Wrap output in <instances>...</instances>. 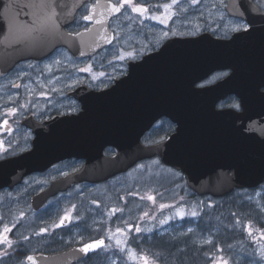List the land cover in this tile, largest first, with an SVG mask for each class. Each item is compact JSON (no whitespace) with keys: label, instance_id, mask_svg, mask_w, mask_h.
I'll return each mask as SVG.
<instances>
[{"label":"flooded vegetation","instance_id":"flooded-vegetation-1","mask_svg":"<svg viewBox=\"0 0 264 264\" xmlns=\"http://www.w3.org/2000/svg\"><path fill=\"white\" fill-rule=\"evenodd\" d=\"M96 1L85 0L64 29L70 33L88 30L92 22L83 17L89 16L90 7ZM104 1L120 7V11L108 20L112 41L91 55L80 57L64 46H54L55 38L58 37L59 0H0V160L30 150L38 133L48 134L51 131L57 134L58 122H50L53 116L79 114L82 100H86V91L111 88L128 74L130 63L139 62L159 51L169 41H185L193 49L189 51L190 55L205 53L209 57L228 58L226 66L223 63V67L213 69L193 83L192 87L203 88L216 84L231 75L236 67L245 71L258 64L263 73L260 91L264 92V0H238L237 6L246 8L245 11L240 10L246 17L230 13V0H176L175 3L173 0H132L131 4H122V0ZM164 5L170 7L166 10ZM133 6H143L147 11L134 12ZM169 15L171 18L164 23L153 18L165 19ZM235 35L241 37L231 41ZM33 42H36L35 55L24 58L26 47ZM208 47L212 50L202 51ZM183 49L188 52L185 47ZM60 54L67 55L66 62L60 61ZM235 57L242 60L236 63ZM85 68L88 70L82 71ZM229 107H240L239 99L233 93L216 103L218 109ZM10 109L16 111L10 112ZM5 120L8 122L6 125L3 123ZM63 127L73 135H85L89 132L90 124L77 121ZM175 128L176 124L169 117L161 116L141 140L144 144L158 142L173 133ZM148 138L150 142H145L144 139ZM103 153L112 155L116 153V148L106 146ZM147 160L176 173L169 180L154 182L147 191V198L135 210L137 218L145 217L157 222L156 228L147 234L134 238V166L140 161L108 179L97 183L74 184L55 196L81 185L99 186L102 189L104 197L99 199L101 231L86 239L105 238V245L98 252L103 253L115 234L124 236L122 247L125 251L134 252V248L153 251L178 248L181 251L179 262L183 264L187 261L185 252L188 247L213 249L219 243V226L228 233L229 228L220 224V217H223L224 223L233 220L236 215L243 221L248 219L253 211L249 206L255 204L248 205L244 197L264 187L262 182L254 188H235L223 196L201 194L189 186L183 171L163 163L158 156ZM83 164V159L66 158L42 172L27 175L21 184L0 188V230L8 223L6 220L11 212L18 211L13 207L10 194L18 190L27 178L56 170L55 175L47 179V186L51 180L76 171ZM33 194L28 198L27 208L29 212L38 213L45 206L35 211L30 205ZM236 194L243 202L241 205L236 204ZM148 196L153 199H148ZM255 211L264 215L258 209ZM65 216L69 221L60 223V227L67 226L71 221L70 215ZM167 218L170 221L161 225L162 219ZM4 233L0 232V236ZM212 233L214 235L210 241L202 240L204 234L212 236ZM262 240L261 237V243ZM18 245L21 246V242ZM116 250H121L120 246L108 249L101 256L104 264L108 263L111 256L118 257L121 264H134V259L122 256Z\"/></svg>","mask_w":264,"mask_h":264},{"label":"water","instance_id":"water-1","mask_svg":"<svg viewBox=\"0 0 264 264\" xmlns=\"http://www.w3.org/2000/svg\"><path fill=\"white\" fill-rule=\"evenodd\" d=\"M84 1L59 0L58 37L54 41L55 47L64 46L80 57L112 41L108 20L117 13L110 11L111 4L97 0L90 7V28L67 32L64 27ZM237 2L230 0V13L246 17L240 11L246 8L240 9ZM238 37L241 35L231 41ZM35 45L28 44L24 58L35 55ZM189 51L193 49L185 41H169L159 51L130 63L128 74L111 88L86 91L79 114L53 116L50 122H58L57 134L38 133L30 150L0 160V188H12L27 175L71 157L83 159L84 164L33 194L30 205L35 211L74 184L103 181L153 156L183 171L189 186L201 194L223 196L235 188H254L264 182V92L260 91L263 73L259 65L245 71L236 67L218 83L194 88L192 84L213 69L223 63L226 66L228 58L190 55ZM241 60L234 58L236 63ZM230 93L239 99L240 108H216L217 101ZM161 116L176 124L175 131L158 142L144 144L142 136ZM77 121L89 123V132L73 135L63 127ZM106 146L115 147L116 153L105 155ZM68 221L64 219L63 224ZM95 241H103L102 246L87 253L80 250ZM104 245L105 238L100 236L53 252H30L25 262L76 264Z\"/></svg>","mask_w":264,"mask_h":264},{"label":"rangeland","instance_id":"rangeland-1","mask_svg":"<svg viewBox=\"0 0 264 264\" xmlns=\"http://www.w3.org/2000/svg\"><path fill=\"white\" fill-rule=\"evenodd\" d=\"M66 56L60 54V61L66 62ZM144 141L150 142V138L144 139ZM55 173L56 170H53L47 174L31 176L26 179L18 190L10 194L11 201L14 203L13 207L18 211L13 210L11 212L9 219L6 220L8 223L0 230V232H5V227L9 229V231L4 233L5 235L2 234L0 236V241H3L4 237L11 241L10 244L0 242V264H26L24 256H20L19 250L30 247L27 244L33 242L44 243L54 239L58 244L65 247L84 241L101 231L99 224L101 221L99 199L103 198L104 195L99 186H76L65 194L51 199L40 212H29L27 208L29 196L43 189L47 184V179L53 177ZM175 174L174 171L147 159L140 161L134 166V238L136 235L139 236L151 232L158 225L154 219L137 218L138 214L135 210L139 207L140 202L147 198V191L150 190L154 182L159 183L161 180H169ZM235 199L238 201L236 204L241 205L243 203L238 198V194H236ZM244 200L248 205L251 203L255 204V206H249L251 210L256 212L255 210L258 209L263 213L264 187L257 190L255 194H247ZM65 215H70L71 221L67 226L60 227L61 219ZM89 217H91V220H89ZM259 219L262 225H256L258 238L251 235L250 243L244 244L246 241L235 244L234 238L230 237L228 239L227 231L223 232L219 226L217 230L219 234L218 245L213 250H197L188 247L185 252L187 261L183 264H216L220 260L227 261V264H264V215L259 214ZM168 221H170V218L162 219L161 225ZM241 224L242 220L239 221L238 225ZM246 226H253V223L248 219ZM41 229H45V231H41ZM52 235L55 236L53 237ZM213 235V233L212 236L204 234L202 240L204 242L210 241ZM261 237L263 238L262 243ZM123 238L124 236L122 235H112L111 244L103 249V253L100 252L97 255L96 260L93 258L91 259L93 262L89 260L90 263L88 264H104L101 256H104L108 249L117 246H120L121 250L116 251L122 256H127L128 259H134V264H143L141 257H147L150 264H182L179 262L181 251L178 248L158 251L151 249L136 250L134 248V252L132 250L125 251L124 247H122L124 244ZM19 242H21V246L18 245ZM152 258L159 262L153 261ZM118 259V257L111 256L107 264H121Z\"/></svg>","mask_w":264,"mask_h":264},{"label":"trees","instance_id":"trees-1","mask_svg":"<svg viewBox=\"0 0 264 264\" xmlns=\"http://www.w3.org/2000/svg\"><path fill=\"white\" fill-rule=\"evenodd\" d=\"M248 219L253 223V226H250V227L246 226ZM248 219H245L243 221V219H238L237 215H236L233 218V220L229 221L228 223L223 222V217H220L219 222H220V224H222V226H226L227 228H229L228 233H227L228 239L230 237H232V239L234 238L235 244H240L241 242L244 243L246 241L247 242L244 244H247V243L251 242V240H250L251 235H253L255 237L257 236V233H256L257 226L256 225L259 226L261 224L260 219H259V214L254 212V211H252V214ZM240 220H242V224L238 225ZM55 235H56V233H55ZM55 235H52V236L54 237ZM220 240H222V239L220 238ZM42 242H44V241H42ZM27 245L30 247H28V248L26 247L24 250L22 249L21 251H19L21 257H23L28 252H53V251L59 250L61 248H64L63 246H61V244H58V242H56L54 239L47 241V242H44V243L33 242V243L27 244ZM213 249H211V250H213ZM206 250H208V249H206ZM99 253L100 252H97V253L90 255L86 260L81 261L78 264H88V263H90L89 260H91L92 258L96 260L97 255ZM91 262H93V261L91 260Z\"/></svg>","mask_w":264,"mask_h":264},{"label":"snow or ice","instance_id":"snow-or-ice-1","mask_svg":"<svg viewBox=\"0 0 264 264\" xmlns=\"http://www.w3.org/2000/svg\"><path fill=\"white\" fill-rule=\"evenodd\" d=\"M175 2H176V0H173V3H175ZM131 3H132V0H122V4H131ZM164 7L167 10L170 6L169 5H164ZM132 10L134 12H141V13L147 11V9L144 8L143 6H133ZM110 11L119 12L120 11V7L112 6L110 8ZM83 18L87 20V19H90L91 17L85 16ZM153 18L154 19H160L161 23H164V22H166V19L171 18V15H169L165 19H161V17H153ZM87 70H88L87 68L82 69V71H87ZM9 111L10 112H15L16 110L15 109H10ZM3 123L6 125L8 122H7V120H5ZM8 131H11V129H8ZM148 199H153V197L148 196ZM193 215H195V213H193ZM67 218H68L67 216L63 217L61 219V223H63V220L67 219ZM54 226H56V225H54ZM4 231L7 232V231H9V229L7 227H5ZM41 231H45V229H41ZM117 231L119 232L120 229H117ZM137 231H139V229H137ZM0 242L9 243V244L11 243V241L7 240V237H4L3 241H0ZM117 243H119V241H117ZM102 244H103V241H95L93 243L85 244L83 246V248H81L80 250L85 252V253H87L88 251H90L92 249H95L97 247L102 246ZM27 259L28 260H33V257H28ZM141 260H142L143 264H150V261L148 260L147 257H141ZM216 264H227V261L220 260V261H217Z\"/></svg>","mask_w":264,"mask_h":264}]
</instances>
